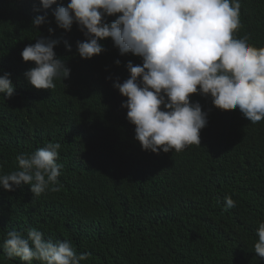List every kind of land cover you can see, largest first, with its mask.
<instances>
[{
  "label": "trees",
  "instance_id": "obj_1",
  "mask_svg": "<svg viewBox=\"0 0 264 264\" xmlns=\"http://www.w3.org/2000/svg\"><path fill=\"white\" fill-rule=\"evenodd\" d=\"M239 2L234 36L264 47V0ZM67 3L45 10L40 0H0V75L11 73L15 86L11 98L0 94V174L48 143L61 145L62 165L58 191L36 197L30 185L0 186V264H26L9 258L3 242L29 228L88 253L81 264H264L254 252L264 222V120L253 124L238 107L221 110L211 96L193 94L208 113L201 145L143 150L122 106L127 97L114 87L130 77L127 63L142 66V58L121 55L110 38L100 55L80 57L77 42L86 37L75 23L59 28L53 14ZM38 15L47 22L34 28ZM40 37L59 41L56 56L71 70L54 89H36L24 76L35 64L21 52ZM227 196L236 206L225 211Z\"/></svg>",
  "mask_w": 264,
  "mask_h": 264
},
{
  "label": "clouds",
  "instance_id": "obj_2",
  "mask_svg": "<svg viewBox=\"0 0 264 264\" xmlns=\"http://www.w3.org/2000/svg\"><path fill=\"white\" fill-rule=\"evenodd\" d=\"M40 3L47 10L58 0ZM240 8L239 0H69L53 14L63 30L71 31L74 23L79 26L86 37L77 42L84 59L104 52L100 41L108 38L121 55L142 58V66L127 63L130 77L123 83L117 79L114 87L127 97L122 106L135 125V139L143 150L159 154L201 145L208 113L191 101L193 94L211 96L221 110L238 107L253 124L264 120V47L234 36L240 27ZM109 16H116L110 24ZM46 22V15H38L32 23L39 28ZM58 43L40 37L21 52L25 62L35 64L24 76L36 89H54V79L70 75L54 51ZM14 93L11 73L5 72L0 75V94L11 98ZM60 148L59 143H48L33 153L18 154V169L0 174V186L14 191L30 185L36 197L46 190L58 191ZM225 202V211L236 206L231 196ZM257 236L254 252L264 259V222L259 223ZM3 248L9 258L18 257L26 264H81L89 256L77 254L68 240L45 239L37 228H29L26 236L9 231Z\"/></svg>",
  "mask_w": 264,
  "mask_h": 264
}]
</instances>
